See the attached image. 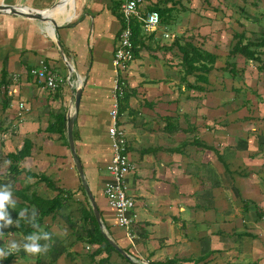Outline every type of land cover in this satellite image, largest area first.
Here are the masks:
<instances>
[{
	"label": "crops",
	"instance_id": "1",
	"mask_svg": "<svg viewBox=\"0 0 264 264\" xmlns=\"http://www.w3.org/2000/svg\"><path fill=\"white\" fill-rule=\"evenodd\" d=\"M3 1L9 6L22 7V0ZM184 2L144 1L145 12L170 9V13L164 24L160 23L153 33L143 37V47L125 73H118L112 66L114 46L121 28L119 14L116 15L114 8H120V0H73L71 20L59 23L53 18L58 26L56 37L72 73L61 62V54L49 28L46 27L49 36L42 31V22L0 14V72L4 71L6 82H10L5 114L16 125L18 103H24L29 109L17 125L13 143L9 142L11 150L6 155L16 154L24 140H28L30 156L22 160L17 169L35 176L27 179L22 173L14 178L6 169L4 177H8L9 183L5 184L15 190L29 186L37 197L51 200L58 192L39 182L37 178L43 176L55 189L71 195L57 213L43 217L38 224L49 233L46 252L31 257L21 249L14 253L12 262L18 258L22 264H165L169 261L174 264H228V247L240 245L250 238L233 236L234 232L241 234V229L245 231L239 217V204L244 208L246 202L235 203L238 209L233 211L230 202L235 198L231 200L228 196L236 194L237 187L247 189L248 185L243 180L231 179L232 173L222 157L226 142L224 131H220L216 139L214 156L201 148L202 144L211 145L212 141L205 133L212 119V105L206 94L211 89L210 76L225 66L223 62L233 45V35L238 33L231 31L226 40V28L235 29L233 26L237 27L243 18H239L238 13L234 20L210 17L212 12H230L222 5H212L211 0H187L186 7ZM58 3L59 0L54 6ZM173 12H187L184 14L187 16L177 18V22H182L175 23ZM183 29L188 32L184 35L186 38L181 39ZM175 42L181 45L191 42L216 56L215 69L207 77L208 84H196L193 76H186L181 81L184 72L180 65L181 55L173 47ZM41 62L65 81L55 93H50L30 74ZM73 76L77 83L70 82ZM117 82L119 86L122 84L120 87L126 95L118 125L125 131L127 152L135 167L124 181L126 192L135 205L132 241L117 226L115 214L103 194L104 183L109 180L105 169L111 155L107 136L111 124L109 111L114 103ZM76 84L79 85L75 87ZM186 84L203 90H189ZM78 88L81 97L72 127L74 152L99 213V228L128 258L117 251L108 252V255L103 251L92 257L99 246L85 242L87 232L93 231L88 215L94 214L66 137V119L74 112ZM196 91L203 92L201 100L196 98L199 97L197 94L192 95ZM59 117L65 123L62 132H47L48 126ZM165 117L170 118L173 131L166 127L162 120ZM181 119L186 123L184 126L180 125ZM195 139L201 145H195ZM184 143H188V148H182ZM222 145L223 149L218 151ZM243 150L251 149L245 147ZM247 152L246 155L254 153ZM7 162L9 166L10 162ZM13 199L20 204L18 199ZM26 210L20 212H25L22 218L27 223L28 215L34 213L35 218L39 215L35 207ZM10 215L14 220L13 211Z\"/></svg>",
	"mask_w": 264,
	"mask_h": 264
},
{
	"label": "rangeland",
	"instance_id": "2",
	"mask_svg": "<svg viewBox=\"0 0 264 264\" xmlns=\"http://www.w3.org/2000/svg\"><path fill=\"white\" fill-rule=\"evenodd\" d=\"M57 1L58 0H22V7L44 11L54 6ZM184 1L186 2L187 0ZM3 2V0H0V4L8 5ZM185 2L184 5L186 7L187 4ZM211 4L217 5L216 7L219 5L227 7V11L230 10L232 13L227 12L226 14L220 12L222 13V15H220V13L212 14V12L210 17L234 20L238 13V15H240L239 18H243V22L237 27L233 26L235 29L230 27L226 28V32H228L226 33V40L229 39L231 31L243 33L247 39L253 41L260 40L263 36L264 0H211ZM203 5L204 2L201 1V6ZM50 10H52V8ZM216 11L217 10H214V12ZM175 12L177 11L175 10ZM175 12H173L172 15L174 20H176L175 23L182 22H177V18H185L187 16L184 15L187 14V12L179 14ZM62 14V12L59 13L58 17ZM46 26V24L41 23V28L45 36H49L46 31ZM187 32V29H183L181 39L186 38L184 35ZM56 33L55 39L53 38L55 43L58 41ZM263 50L264 49L260 51ZM261 58L264 63V56H261ZM61 62L64 64L62 58ZM223 63L225 65V60ZM234 64L237 68V73L234 78H232L231 73H229V68L226 69V72H223L222 69L216 70V72L212 73L210 76L211 89L208 90L206 94L207 100H210L212 105V119L210 120V124L206 126L207 130L205 133L210 135L212 141L208 139L211 145L204 144L201 145V148L203 150L205 147H210L211 150H205L210 151L207 152V154L213 155L212 152L216 149L215 142L216 139H218L219 132L224 131L226 142L224 143L222 157L227 161L229 171L232 173L231 179H235L236 181L243 180L246 186L248 185L247 189L237 187V193L233 195L229 194L228 196L231 200L235 198L234 201L230 202V208L233 209V211L238 209L235 203L238 204V201L242 203L246 202V212H244V208L239 204V217L242 218V226L245 229V231L241 229V232L248 233L251 237L243 240V243L240 245L228 247L226 251L228 255L227 263L264 264V73L256 70L259 65L258 63L245 61L243 58L234 60ZM76 81L77 78L74 76L73 79L70 80V82ZM9 83L10 82H6L5 87L0 88V184L9 183L8 177H4L8 167V163H5V155L7 151L11 150L12 144L9 142L11 141V143H13L12 137L15 136V132L18 129L15 124H12L9 115H6L5 110L2 109L3 91L6 90V92H8V90H10V88H8L10 86ZM78 85L79 84H76L75 87ZM202 93L203 92L196 91L193 92L192 95L197 94L199 97L196 98L201 100L203 98ZM185 124L186 123L181 119L180 125L184 126ZM219 127H221L222 130H220ZM178 134H180L181 139V132ZM240 141L243 142L242 145ZM5 142H7V144ZM187 144L188 143H184V146L181 145L183 146L182 148H188ZM245 147L251 150L248 152L243 150ZM222 149L223 145L217 148L218 151ZM246 152L247 154L254 153L246 155ZM233 186H236V184ZM29 191L31 192V187ZM41 198L42 197H39V199ZM257 213L262 216L261 219H257L255 215ZM228 231H230V228H228ZM238 235V233H233V236ZM10 240L21 242L23 239L17 233H5L3 236H0V247L4 246ZM240 242L241 240H238V243ZM1 263L2 261H0V264ZM11 264H22V262H20V259L15 258V261L11 262Z\"/></svg>",
	"mask_w": 264,
	"mask_h": 264
},
{
	"label": "trees",
	"instance_id": "3",
	"mask_svg": "<svg viewBox=\"0 0 264 264\" xmlns=\"http://www.w3.org/2000/svg\"><path fill=\"white\" fill-rule=\"evenodd\" d=\"M116 15L119 14V6L118 8H114ZM153 11H156L160 18V23L164 24L165 18H167V14L170 13V9L167 10H159V9H152ZM151 10V11H152ZM120 20V19H119ZM131 42L133 45V55L134 59L137 58V54L140 51V49L143 47V36L141 34V28L137 24H133L132 26V38ZM59 44L61 45L60 41ZM173 47H175L179 54L181 55V67L184 72V76L181 77V81H184V78L186 76H193L195 79L196 84H208V75L215 69V63H216V56L212 55L202 49L198 45H193L191 42H185L182 45L178 42H175L173 44ZM264 33L260 40H250L247 39V37L243 33H235L233 35V45L230 48L226 59H225V66L222 68L223 72H226V69H228L229 73H231L232 78L236 76L237 68L234 64V60L243 58L245 61L258 63L257 70L259 72L264 73V65L261 61V56H264ZM6 84V73L4 71L0 72V88L5 87ZM189 90H199L202 91L203 89L199 86H193L190 84H186L185 86ZM7 92L6 90L3 91V103H2V109L5 110L7 107ZM126 103V95L123 94L122 97L118 100V114L121 113L123 108L125 107ZM164 123L166 124L167 128H170L171 131H173V128L170 127V118H162ZM65 127V123L63 118L59 117L55 120V123L52 125H49L46 129L47 132H62V130ZM175 129V128H174ZM74 139V136H73ZM195 145H201V143L198 140H194ZM183 145V144H182ZM203 145V144H202ZM184 146V145H183ZM205 149L211 150L210 147H205ZM30 150H31V144L28 140H24L22 147L19 151H17L16 154L8 153L6 155L7 161L10 162L7 172L9 175H13L14 178L18 177L22 173H25L23 170L17 169V165L24 160L25 158L30 156ZM218 160L220 162L221 159L218 157ZM25 178H35L34 175L25 173ZM39 182H43L47 185V187L52 190L58 192V195L51 199V200H43L39 199L35 195V193H31L30 187L26 186L23 187L20 190H15L14 188L11 189L12 196L15 197L20 201V204H15V209L13 210L14 214V220L17 219V212H20L21 210H26L29 207H35L39 213L38 217L35 218V222L40 224L42 222L43 217L48 216L52 213H57L58 210L61 208V204L65 201H67V198L71 195L70 193H65L60 191L59 189H55L50 181H48L45 177L39 176L37 178ZM63 195L65 197H63ZM27 211V210H26ZM244 212H246V205H244ZM257 219H261L262 216L258 213L255 214ZM90 217V223L93 226L92 232H87L86 234V243L89 245H98L99 248L93 253V256H97L101 252H106L108 255V252H115L113 247L110 245L108 240L106 239L105 235L102 233L101 229L99 228V225L96 222V219L94 218V215H88ZM18 227H9L7 229H3L5 233H17L24 237L25 235H28L29 233L34 232L31 224L27 223L22 216L16 220ZM237 237H251L248 233H241ZM103 245V246H101ZM17 253V252H16ZM14 259V255L8 256L6 259L2 261L1 264H11L12 260ZM92 260V258H91ZM38 261V260H37ZM98 264H102L98 262ZM165 264H174L173 261H169Z\"/></svg>",
	"mask_w": 264,
	"mask_h": 264
},
{
	"label": "built area",
	"instance_id": "4",
	"mask_svg": "<svg viewBox=\"0 0 264 264\" xmlns=\"http://www.w3.org/2000/svg\"><path fill=\"white\" fill-rule=\"evenodd\" d=\"M145 0H120L119 19L121 28L118 33L114 51L112 55V66L118 73H125L134 60L132 38V26L137 24L141 28L142 36L153 33L160 25V18L156 11L145 12L143 10ZM32 77L45 85L50 93H55L64 80L59 79L52 73L45 62H41L37 69L30 71ZM70 84V83H69ZM115 87L114 103L109 111L110 126L107 129V136L110 140V162L106 166V173L109 180L104 183L103 194L106 198L108 207L114 212L117 226L124 230L125 237L132 241L133 224L136 216L133 213L134 200L126 192L124 181L126 176L135 170L131 162L127 148L128 141L125 131L118 125V100L124 94L122 84ZM28 108L19 102L16 108V126L24 118ZM148 264V263H140Z\"/></svg>",
	"mask_w": 264,
	"mask_h": 264
},
{
	"label": "clouds",
	"instance_id": "5",
	"mask_svg": "<svg viewBox=\"0 0 264 264\" xmlns=\"http://www.w3.org/2000/svg\"><path fill=\"white\" fill-rule=\"evenodd\" d=\"M5 163H8L5 161ZM16 201L12 197L11 185L9 184H0V236L5 234L3 229H7L10 226L18 227V224L15 223L16 220L22 215H25V212H17V219L13 220L10 211L15 209ZM28 222L31 224V227L36 229V231L29 233L23 237L21 242L16 240L8 241L4 246L0 247V261H3L10 255L20 251L31 257L37 255H42L46 252L48 248L47 241L49 240V233L40 229L35 222V214L32 213L27 216ZM44 241V243H41Z\"/></svg>",
	"mask_w": 264,
	"mask_h": 264
},
{
	"label": "water",
	"instance_id": "6",
	"mask_svg": "<svg viewBox=\"0 0 264 264\" xmlns=\"http://www.w3.org/2000/svg\"><path fill=\"white\" fill-rule=\"evenodd\" d=\"M49 9H46L44 11H37V10L30 9L28 7L9 6V5L0 4V14L8 15V16L23 17V18L34 20V21L42 22V23L46 24L47 26L51 27V29L53 31V37L55 39V32H56L58 26H57L56 22L54 21V19L51 17V14L49 13V12H51V10H49ZM56 46H57V48L61 54V58L64 61L65 66L69 70V73H72L73 70L70 67V65L67 63V61L63 55L62 48H61L58 41H56ZM80 97H81V89L78 88L75 92V97H74V99H75L74 100V112L71 116L69 115L66 119V137H67L68 147H69L70 152H71L73 159H74V163H75L77 173L81 179V183H82V185L85 189V192L89 198V201L91 203L92 212L94 214V217H95L98 225L101 227V222H100L98 210H97V208L93 202L91 195L89 194V191L86 188L82 168H81V165H80V163H79V161L75 155V152H74L72 127H73V121H74L75 114L77 113L78 108H79ZM109 243L113 247V249H115V251H117L121 256H123L124 258H128L127 255L125 254V252L123 250L119 249L113 242L109 241Z\"/></svg>",
	"mask_w": 264,
	"mask_h": 264
},
{
	"label": "bare ground",
	"instance_id": "7",
	"mask_svg": "<svg viewBox=\"0 0 264 264\" xmlns=\"http://www.w3.org/2000/svg\"><path fill=\"white\" fill-rule=\"evenodd\" d=\"M52 10H53L52 13L49 12L52 18L56 19L59 23L68 22L69 20H71V18L73 17V13H74L73 0H59L58 5L54 6ZM62 11H64V14L58 18L59 13ZM46 27L49 28L51 35L48 32L47 33L53 39L54 37H53V31L51 27L49 26H46Z\"/></svg>",
	"mask_w": 264,
	"mask_h": 264
}]
</instances>
